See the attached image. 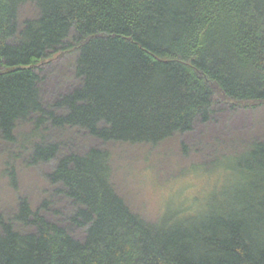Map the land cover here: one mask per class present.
Here are the masks:
<instances>
[{"label": "trees", "instance_id": "16d2710c", "mask_svg": "<svg viewBox=\"0 0 264 264\" xmlns=\"http://www.w3.org/2000/svg\"><path fill=\"white\" fill-rule=\"evenodd\" d=\"M64 57L74 87L46 103L41 67ZM219 104L264 107V0H0V142L31 126L29 165H52L46 180L84 233L22 199L0 216V264H264V139L211 160L206 208L148 221L116 190L108 149L61 138L156 147Z\"/></svg>", "mask_w": 264, "mask_h": 264}, {"label": "rangeland", "instance_id": "374dc122", "mask_svg": "<svg viewBox=\"0 0 264 264\" xmlns=\"http://www.w3.org/2000/svg\"><path fill=\"white\" fill-rule=\"evenodd\" d=\"M35 14L30 6L21 10L22 19ZM41 74L46 103L74 87L71 58H55L41 67ZM30 131V125L22 124L18 143L0 142V216L10 219L17 213L20 201L27 199L48 220L67 227L75 238L82 239V230L67 222L69 205L55 195L46 180L52 165H29L25 146ZM48 135L52 139L59 137L53 132ZM61 138L67 151L108 149L112 154V182L118 193L133 211L148 221H156L166 213L198 212L214 200V186L221 175L211 160L232 156L253 139H264V107L238 109L219 104L208 123L199 121L192 132L156 147L103 144L73 131L63 133Z\"/></svg>", "mask_w": 264, "mask_h": 264}]
</instances>
